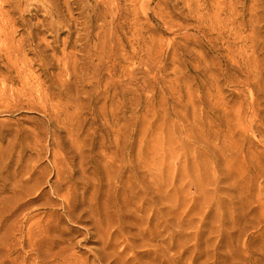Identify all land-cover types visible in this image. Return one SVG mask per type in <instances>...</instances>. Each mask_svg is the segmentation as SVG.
Segmentation results:
<instances>
[{
    "label": "rangeland",
    "instance_id": "1",
    "mask_svg": "<svg viewBox=\"0 0 264 264\" xmlns=\"http://www.w3.org/2000/svg\"><path fill=\"white\" fill-rule=\"evenodd\" d=\"M10 1L0 264H264V0Z\"/></svg>",
    "mask_w": 264,
    "mask_h": 264
},
{
    "label": "bare ground",
    "instance_id": "2",
    "mask_svg": "<svg viewBox=\"0 0 264 264\" xmlns=\"http://www.w3.org/2000/svg\"><path fill=\"white\" fill-rule=\"evenodd\" d=\"M150 2L151 1L149 0L148 5ZM6 4L11 5L12 3L10 0H0V47L2 46V48H0V52L3 51L2 54H4L6 58L13 59L15 34L17 33V22L12 16V11H4L3 5ZM187 4V9L189 10V13H192L201 20L205 19L204 15L201 14L200 10H197L198 7L194 5V0H187ZM227 4L228 2L225 0L222 3L219 2L218 5L220 6V10L224 11L227 7ZM229 5L232 11L231 15H234V0H231ZM4 55L2 56L4 57Z\"/></svg>",
    "mask_w": 264,
    "mask_h": 264
}]
</instances>
